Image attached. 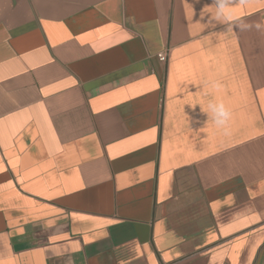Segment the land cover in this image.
Wrapping results in <instances>:
<instances>
[{
  "label": "crops",
  "instance_id": "0c3cea01",
  "mask_svg": "<svg viewBox=\"0 0 264 264\" xmlns=\"http://www.w3.org/2000/svg\"><path fill=\"white\" fill-rule=\"evenodd\" d=\"M212 2L0 0V264H264V31Z\"/></svg>",
  "mask_w": 264,
  "mask_h": 264
},
{
  "label": "clouds",
  "instance_id": "9594fccd",
  "mask_svg": "<svg viewBox=\"0 0 264 264\" xmlns=\"http://www.w3.org/2000/svg\"><path fill=\"white\" fill-rule=\"evenodd\" d=\"M239 2L243 4L245 0H239ZM233 4L234 0H213L212 5L208 7L213 8L214 12L209 11L207 13L210 14L207 24L212 27H215L217 23L224 24L227 27L238 28L241 31L249 30L253 27L257 31H264V21L249 22L234 15ZM206 87L210 91L220 92L223 89V84L218 80H212L206 83ZM207 108V115H211L216 127L223 130L225 135H229V125L232 118L231 110L220 100H210ZM223 262L224 256L220 255L218 260L213 261V264H223Z\"/></svg>",
  "mask_w": 264,
  "mask_h": 264
},
{
  "label": "built area",
  "instance_id": "2783aa9c",
  "mask_svg": "<svg viewBox=\"0 0 264 264\" xmlns=\"http://www.w3.org/2000/svg\"><path fill=\"white\" fill-rule=\"evenodd\" d=\"M157 58L160 62L165 63L168 58V51H162L159 54H157Z\"/></svg>",
  "mask_w": 264,
  "mask_h": 264
}]
</instances>
